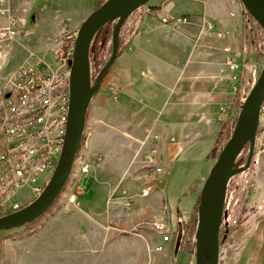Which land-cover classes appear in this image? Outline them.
<instances>
[{"label":"rangeland","instance_id":"rangeland-1","mask_svg":"<svg viewBox=\"0 0 264 264\" xmlns=\"http://www.w3.org/2000/svg\"><path fill=\"white\" fill-rule=\"evenodd\" d=\"M63 4L67 7L53 28H47L52 19L49 14L43 17L47 21H42V25L32 26L31 16L22 10L20 15L25 17L26 23L14 40L30 37L44 41L43 51H46L55 45L52 44L54 36L75 33L80 24V0H63ZM146 5L131 13L120 26L118 47L125 36L128 37L125 29L134 19L133 27L137 28L142 13L149 9ZM95 6L94 0L90 9ZM54 13L58 15L57 11ZM110 33L111 24L106 25L90 45L92 79L102 66L97 71L91 68L92 54L97 55L98 66L106 61L111 49ZM261 40V55L256 58L248 55L251 63L246 79L251 80V84L264 61V35ZM108 73L109 69L90 100L82 138L61 193L33 221L0 230V264H193L199 191L231 131H221L222 126L211 144L202 148L199 144H189L170 166L168 162L158 164L161 172L150 185L153 188L161 185L160 197L152 205L134 204L133 198L142 184L137 160L148 150L139 151L138 159L134 148L137 144L132 140L135 137L114 127L109 110L114 109L117 89L108 82ZM231 106L228 121L235 120L239 108ZM257 131L256 136L264 134L259 128ZM172 140L169 138V142ZM245 155L246 148L236 158L237 166L243 163ZM82 165H86L84 172ZM240 173L231 178L230 184L236 189L245 183L247 188L233 215L235 223L238 218L241 221L226 240L219 242L218 264H264V168L250 165ZM135 178L139 185L132 182H136ZM257 204L262 205L261 211L256 209ZM160 231H167L169 237L164 251L155 250Z\"/></svg>","mask_w":264,"mask_h":264},{"label":"crops","instance_id":"crops-1","mask_svg":"<svg viewBox=\"0 0 264 264\" xmlns=\"http://www.w3.org/2000/svg\"><path fill=\"white\" fill-rule=\"evenodd\" d=\"M93 1L80 0V22L92 10ZM7 4L14 15L26 11L32 26L42 25V21H47L43 17L49 14L52 19L47 28L55 27L67 7L63 0H7ZM153 5H159V10L147 8L136 29L135 19L130 20L131 25L125 29L128 37L120 43L118 55L109 68L107 80L117 89L109 117L114 127L135 137L132 140L137 144L134 148L138 159L139 151L154 148L158 164L168 162L170 166L182 155L185 146L199 144L202 148L211 144L229 120L233 93L223 65L226 55L238 64V74L242 72L245 76L251 62L248 58L244 61L242 56L245 17L239 0H149L146 6ZM178 14L204 16L224 37L218 39L211 33L198 35L193 26L175 30L159 22L161 15ZM42 42L30 37L14 40L7 52L12 65L19 63L29 50L43 51ZM223 47L228 48V53ZM258 128L264 133V119L259 121ZM153 135L157 141L150 139ZM169 138L173 140L169 142ZM137 161L140 171L141 161ZM135 180L132 182L139 185V180ZM160 187L150 186L146 197L139 195V187L134 204L156 203Z\"/></svg>","mask_w":264,"mask_h":264},{"label":"built area","instance_id":"built-area-1","mask_svg":"<svg viewBox=\"0 0 264 264\" xmlns=\"http://www.w3.org/2000/svg\"><path fill=\"white\" fill-rule=\"evenodd\" d=\"M159 22L175 30L193 26L198 35L224 37L201 16L161 15ZM25 23V17L10 13L7 0H0V217L24 207L41 192L57 163L66 130L69 61L75 33L54 36L55 45L50 49L28 51L12 65L7 52ZM223 51L228 53V48L223 47ZM223 65L234 94L238 88V64L227 54ZM259 118L264 119V102ZM150 139L158 140L154 135ZM140 161L143 183L139 195L146 197L151 191L150 182L161 168L154 148L141 155ZM250 165L264 168V134L255 136ZM81 171H86V165ZM256 209L261 211L262 205L257 204ZM231 223H235L233 217ZM160 232L157 251L163 250L169 239L167 231Z\"/></svg>","mask_w":264,"mask_h":264},{"label":"water","instance_id":"water-1","mask_svg":"<svg viewBox=\"0 0 264 264\" xmlns=\"http://www.w3.org/2000/svg\"><path fill=\"white\" fill-rule=\"evenodd\" d=\"M149 0H104L92 9L75 30L68 74V109L64 141L51 176L41 192L27 205L0 217V230L27 224L52 205L64 187L82 138L86 111L99 83L117 56L119 28L126 18ZM246 13L264 32V0H239ZM111 24V49L95 77L90 74L88 51L92 41ZM264 102V61L255 80L244 95L231 132L220 148L199 191L193 233V264H218L219 227L224 218L228 180L250 166L259 112ZM246 148L243 163L235 160Z\"/></svg>","mask_w":264,"mask_h":264},{"label":"trees","instance_id":"trees-1","mask_svg":"<svg viewBox=\"0 0 264 264\" xmlns=\"http://www.w3.org/2000/svg\"><path fill=\"white\" fill-rule=\"evenodd\" d=\"M96 1V6H99L104 0H95ZM160 6L159 5H153V6H149V10L150 11H154L156 12L157 10H159ZM243 14L245 17V29H244V35H243V40H242V56L244 58V61L247 60L248 55H250V57L252 58H256L257 56L261 55V49H262V40H261V35H264L263 31L261 30V28L255 23V21H253V19L243 10ZM110 26V25H109ZM101 35V32L97 35V37L92 41L95 42L99 36ZM121 38V35L119 33V37ZM119 49V47H118ZM118 53V50H117ZM90 56V48L88 51V57ZM97 55L96 54H92V60H91V68H95L96 71L99 69L100 65L103 64V61L100 62L99 66L97 65ZM94 74V73H93ZM247 77L242 74H239V78H238V88L235 92V94L233 95V99H232V105L234 108H238L245 93L247 92V90L249 89L250 85H251V80L246 79ZM234 123V119L231 121H227V123H225V125H223L222 130H227V131H231L230 129H232ZM220 131V133H221ZM241 173H239L240 175ZM243 174V173H242ZM234 176H232L231 178H233ZM231 178L228 180L227 183V187H226V193H225V201H224V218L221 222V225L219 227V242H221V240H226L227 237L230 235V233L235 229L236 225L238 223H240L241 219L238 221H236V223H231L232 217L234 215V212L236 211V209L240 206L239 204H241V201H243L242 199L244 198V196L246 195V191L247 188L244 185L242 186L240 184H237V187L239 188H232L231 187ZM242 186V187H241ZM239 205V206H238ZM195 222V221H194ZM191 230L192 228H194V226H192V224L190 225Z\"/></svg>","mask_w":264,"mask_h":264},{"label":"bare ground","instance_id":"bare-ground-1","mask_svg":"<svg viewBox=\"0 0 264 264\" xmlns=\"http://www.w3.org/2000/svg\"><path fill=\"white\" fill-rule=\"evenodd\" d=\"M219 258H220V256H219Z\"/></svg>","mask_w":264,"mask_h":264}]
</instances>
